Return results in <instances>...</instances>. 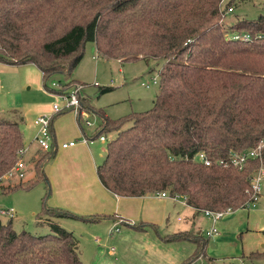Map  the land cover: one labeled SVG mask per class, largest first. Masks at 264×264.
I'll use <instances>...</instances> for the list:
<instances>
[{
    "label": "trees",
    "instance_id": "1",
    "mask_svg": "<svg viewBox=\"0 0 264 264\" xmlns=\"http://www.w3.org/2000/svg\"><path fill=\"white\" fill-rule=\"evenodd\" d=\"M247 1L0 0V63L33 64L45 90L53 93L48 81L69 74L88 42L106 60H164L160 94L151 110L116 121L100 114L91 137L111 131L117 135L107 143L105 158L96 168L98 180L118 197L168 192L198 213L246 209L253 202L252 181L264 168V149L243 169L219 162L264 142V15L224 23V5ZM234 34H249L252 39L234 40ZM73 83L61 85L65 89ZM85 101L81 99L82 108L93 111ZM127 123L131 125L123 129ZM22 141L18 122L0 120V184L9 180L5 176L18 160ZM199 153L212 164L198 161ZM42 154L38 174L55 155L53 141ZM1 188L10 192L23 188V183ZM44 212L51 218L99 220L58 208ZM47 221L51 232L43 236L17 233L11 222L0 221V264H82L75 236ZM123 226L137 232L158 231L152 224L123 222ZM161 239L196 245L183 264L200 257L215 264L206 255V240L197 233L179 232Z\"/></svg>",
    "mask_w": 264,
    "mask_h": 264
},
{
    "label": "rangeland",
    "instance_id": "2",
    "mask_svg": "<svg viewBox=\"0 0 264 264\" xmlns=\"http://www.w3.org/2000/svg\"><path fill=\"white\" fill-rule=\"evenodd\" d=\"M233 8V13L225 14V24L232 25L243 19L257 20L261 15H264V0L237 3L233 5ZM226 10L224 5L223 11L226 12ZM164 64V60L152 58L122 63L117 60H106L97 54L95 44L88 42L84 46L83 57L79 64L69 74L54 75L48 81L47 86L50 88L53 82L68 84L75 83V81L86 85L83 91L86 99L85 104L89 110L92 108L93 111L84 109L88 114L81 118L80 124L84 128V133L91 136L93 130L84 127L85 120L98 126L101 122L100 114L110 121H116L132 114L151 110L160 94L159 75ZM154 79H157L159 84H153ZM0 80L2 82L0 120L18 122L25 142L31 143L33 148H37V145L33 143L37 129L32 122L39 116L50 115L52 105L58 102L57 97L45 90L41 72L33 64L7 65L0 63ZM94 83H97L98 87H94ZM142 83L149 84L150 88H144ZM103 89H109V91L103 93ZM20 116L23 118L21 122ZM54 117L56 120L61 118L60 121L63 122V125L72 120L79 131L78 140L83 137L77 117L73 112ZM130 125V123L125 124L123 129ZM63 130L65 131L64 128ZM55 131L57 132L56 129ZM102 135L105 136V143L95 141L89 147L92 157L98 162V165L105 158L107 143L116 138L117 132L111 131L102 133ZM42 153L34 151L32 159H25L28 172L23 180L11 178L0 184V210L12 209L15 212L11 219L0 215L2 223L11 222L12 229L17 233L25 231L34 236H43L51 232L47 220L53 222L61 220L62 222L59 224L56 223L64 230L71 232L79 242L81 258H83L82 264H101L102 259L106 260V263L103 262V264L156 263L148 262L146 257L138 251H132V245H125L127 250L124 252V246L116 244L113 240L116 237L118 239V234H116L118 232L113 230L112 234H109V229L104 224L94 226L97 227L95 228L97 231H94L88 225L77 220L48 217L44 209L55 207L51 206L50 191L52 187L46 167L52 163L55 155L43 164L38 174L36 164L43 155ZM18 183H23V188L10 192L2 191V185L15 186ZM174 204L171 222L180 229L185 228L187 224L192 226L190 230L206 240V255L213 259L215 264H264V179L260 197L254 205L246 209L227 212L218 222L217 229L221 233L219 237L208 238L206 236V232L212 226V221L202 212L194 223L190 219L191 210L186 207L181 198ZM179 217L181 220H178ZM62 223L65 225L63 226ZM125 228L123 224L119 226L121 233ZM153 231L156 232L154 229ZM162 232L167 233L166 231ZM95 236L99 239L97 242ZM180 245L185 258L191 254L190 250L193 249L194 253L196 251V245L192 242L183 241ZM189 246L190 248H188ZM111 248H114L115 256L110 255ZM253 253L260 255L255 258V256H251ZM205 260L201 257L193 264H206Z\"/></svg>",
    "mask_w": 264,
    "mask_h": 264
},
{
    "label": "crops",
    "instance_id": "3",
    "mask_svg": "<svg viewBox=\"0 0 264 264\" xmlns=\"http://www.w3.org/2000/svg\"><path fill=\"white\" fill-rule=\"evenodd\" d=\"M75 83L80 82L75 81ZM1 88L2 82L0 84V90ZM84 98L85 95L83 94V99ZM20 119L21 122L23 118L20 116ZM55 120L56 117L51 121V134L52 141L54 142L55 158L52 163L46 167V173L52 187L50 191L52 199L51 206L69 211L78 216L99 218V220L94 222L77 220L88 225L91 230L97 231V229H95L97 227L94 226L104 224V226L106 225L109 229V234H112L113 230L117 228L118 233L116 234H118V239H116L117 237L113 239L114 242L124 246V252L127 250L125 245H132V251H138L141 255L146 257L147 261L150 263L183 264L187 261L186 259L190 256L192 257L194 253L193 249L190 250L191 254L188 258H185L182 249H180V244L182 242L167 243L161 239V236L172 235L179 232L195 233L193 230H190L192 226L189 224H187L185 228L180 229L176 228V225L171 222V216L175 208L174 203L176 201L168 197H160L157 194L143 197H118L107 191L98 180L96 174L98 162L92 157L89 148L90 145L98 140H95L92 144H84L80 139L78 140L79 131L72 120L70 123H66V125H63V122L60 121L61 118ZM32 124L35 127L34 121ZM22 140L23 145L28 149L25 159H32L31 157L34 151H40V149L38 147L33 148L31 143L27 144L23 138V133ZM68 142H74V145L67 148L61 147L63 143ZM27 172L28 167L25 165V176ZM181 199L186 207L191 210L190 219L195 223L200 213L190 207L183 198ZM178 220H181L180 217ZM56 222L59 224V222L62 221L59 220ZM123 222L129 223L130 225L140 223L152 224L157 227L158 231L154 232L152 228H147L142 232H137L126 227L121 233L119 226H122ZM62 225L64 226L65 223H62ZM162 231H166L167 233L164 234ZM220 235L221 233L219 236ZM97 240L99 239L95 236V241L97 242ZM188 248H190V246ZM109 253L111 256H115L114 248H111ZM80 260H82L83 263L81 252ZM103 262L106 263V260L102 259L101 264H103Z\"/></svg>",
    "mask_w": 264,
    "mask_h": 264
},
{
    "label": "built area",
    "instance_id": "4",
    "mask_svg": "<svg viewBox=\"0 0 264 264\" xmlns=\"http://www.w3.org/2000/svg\"><path fill=\"white\" fill-rule=\"evenodd\" d=\"M234 12L233 6H230L227 8L225 14H230ZM258 38H263L262 35L258 36ZM234 40H242V41H250L252 37L249 34H234L233 36ZM1 84V81H0ZM153 84H159L157 79H154ZM144 88H150L149 84L142 83L141 84ZM93 86H98L97 83H94ZM50 88L55 90L56 92H53L58 102L54 103L52 105V110L50 115L46 116H39L34 120V125L36 127V134L34 136V143L37 145V147L42 152H46L50 149L51 143H52V134H51V121L54 116L60 115L65 112H73L75 116L77 117L78 125L80 126V129L82 131L83 137L80 139V141L84 144H92L95 140H98L100 142H105V136L100 135L97 138H92L91 136H88L84 133V128L81 127V118L85 117L86 114H88L81 105V99L83 98V91L86 88L84 84L81 83H74L71 86L63 89L62 85L59 83H51ZM84 127L86 128H92L93 132L96 130L98 126L88 122L87 120L83 123ZM74 145V142H68L63 143L61 145L62 148L71 147ZM264 149V142H262L256 149L250 150L243 153H232L229 157L228 162L221 160L219 163L222 165L231 164L234 167L238 169H243V167L246 165V163L251 159H256L261 157V152ZM28 152L27 147H22L19 149L17 153L18 160L13 167V169L7 173L5 176L6 179L16 178L18 180H23L25 177V156ZM196 159L206 166H210L212 164V160L208 158V156L205 153H199L196 157ZM4 178V179H5ZM264 179V168H260L256 176L254 177L252 181V198L253 202L247 204V208L251 205H254L261 194L262 190V182ZM160 197H168L174 201H177L180 196H171L168 192H160L157 193ZM14 211L12 209H6V210H0V215L3 217L13 218ZM202 213L211 219L212 226L211 228L206 232V236L208 238L217 237L219 236L220 232L217 229L218 222L223 219L225 216V213L227 212H220V211H212V210H204ZM115 232L118 231L117 228L114 229ZM201 259V257L199 258Z\"/></svg>",
    "mask_w": 264,
    "mask_h": 264
}]
</instances>
